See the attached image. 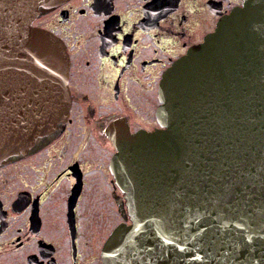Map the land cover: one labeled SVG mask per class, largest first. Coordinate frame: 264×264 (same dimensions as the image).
<instances>
[{
    "label": "water",
    "instance_id": "95a60500",
    "mask_svg": "<svg viewBox=\"0 0 264 264\" xmlns=\"http://www.w3.org/2000/svg\"><path fill=\"white\" fill-rule=\"evenodd\" d=\"M65 1L0 0V166L69 118L66 47L33 26ZM158 99L156 131L110 127L131 224L103 264H264V0L222 16L164 73Z\"/></svg>",
    "mask_w": 264,
    "mask_h": 264
},
{
    "label": "flooded vegetation",
    "instance_id": "af4514ba",
    "mask_svg": "<svg viewBox=\"0 0 264 264\" xmlns=\"http://www.w3.org/2000/svg\"><path fill=\"white\" fill-rule=\"evenodd\" d=\"M241 5L242 0H66L34 20L33 26L66 47L71 107L63 128L0 166V264H103L108 238L121 224H131L122 212L124 193L112 175L108 184L118 222L108 231V217L93 219L87 205L90 163L73 157L64 164L58 152L81 137L84 146L93 139L112 158V124L127 126L131 134L159 129L162 76ZM109 164L100 169L106 177Z\"/></svg>",
    "mask_w": 264,
    "mask_h": 264
},
{
    "label": "rangeland",
    "instance_id": "374dc122",
    "mask_svg": "<svg viewBox=\"0 0 264 264\" xmlns=\"http://www.w3.org/2000/svg\"><path fill=\"white\" fill-rule=\"evenodd\" d=\"M53 22L54 21H52L50 26L53 25ZM138 96L141 97L142 93L139 92ZM74 139L75 140L72 141L67 146V148H61L60 152H58L59 159L61 161H63L62 159H64V164H67L73 160V157H80V159L82 158L88 163H90L91 168L89 165L87 166L90 172L87 176L89 179L90 186L87 195V205L90 209V214L92 215L93 219L96 218V214H105L108 217V231H110L112 227L118 222L116 216L118 212L116 210L115 202L113 201L112 188L108 184L109 181H111L112 174L108 171L109 173L106 177L104 172L100 171L102 170L101 167L104 168L107 163L109 164L111 159V153L100 149V147L97 146V143L93 139H90L88 144H86L85 146L84 140H81V137H76ZM62 155L63 158H61ZM64 194L67 195V190L64 192ZM105 195L107 196L106 202L103 200Z\"/></svg>",
    "mask_w": 264,
    "mask_h": 264
},
{
    "label": "snow or ice",
    "instance_id": "6c2138e0",
    "mask_svg": "<svg viewBox=\"0 0 264 264\" xmlns=\"http://www.w3.org/2000/svg\"><path fill=\"white\" fill-rule=\"evenodd\" d=\"M27 103V102H26ZM37 107H40L39 104L36 105ZM28 107H32V104H28Z\"/></svg>",
    "mask_w": 264,
    "mask_h": 264
}]
</instances>
